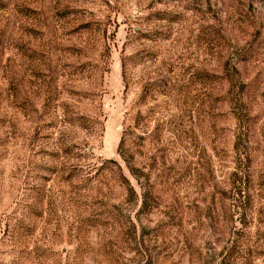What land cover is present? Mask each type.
Segmentation results:
<instances>
[{
  "label": "rangeland",
  "instance_id": "obj_1",
  "mask_svg": "<svg viewBox=\"0 0 264 264\" xmlns=\"http://www.w3.org/2000/svg\"><path fill=\"white\" fill-rule=\"evenodd\" d=\"M0 264H264V0H0Z\"/></svg>",
  "mask_w": 264,
  "mask_h": 264
},
{
  "label": "trees",
  "instance_id": "obj_2",
  "mask_svg": "<svg viewBox=\"0 0 264 264\" xmlns=\"http://www.w3.org/2000/svg\"><path fill=\"white\" fill-rule=\"evenodd\" d=\"M121 154V153H120Z\"/></svg>",
  "mask_w": 264,
  "mask_h": 264
}]
</instances>
